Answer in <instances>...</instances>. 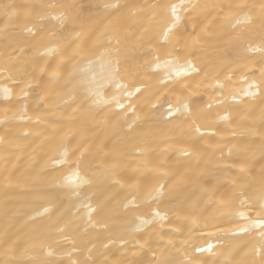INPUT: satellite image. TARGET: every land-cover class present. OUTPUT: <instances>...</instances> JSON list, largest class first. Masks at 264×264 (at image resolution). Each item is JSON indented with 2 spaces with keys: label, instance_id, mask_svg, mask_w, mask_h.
Masks as SVG:
<instances>
[{
  "label": "bare ground",
  "instance_id": "bare-ground-1",
  "mask_svg": "<svg viewBox=\"0 0 264 264\" xmlns=\"http://www.w3.org/2000/svg\"><path fill=\"white\" fill-rule=\"evenodd\" d=\"M108 2L110 0H0V3L21 6L20 16L13 18L15 22H10V18L0 12V55L6 50L12 51L11 47L6 49V43L17 38L25 25L33 27L34 24L36 28L43 27L45 30V38L39 44L41 51L45 50V45H59L60 52L66 53L65 56L38 57L39 67L35 70V78L29 77L33 80V88L39 87L46 107L43 113L36 111L32 99L36 93L29 89L26 115L33 120L39 115L45 123L34 124L17 118L23 115L19 112L20 105L15 102L19 89H15L11 101L0 98V237L7 232L17 242L18 258L29 259L24 255L28 241L36 236L41 224H49L48 217L52 216L55 206L62 205L64 220L59 227L64 228V232L61 233L56 227H49L43 239V243L51 248L54 255L48 257L45 254L42 258L56 261L57 264H71V261H75V264H128L136 259L133 252L138 249V245H134L132 241L139 240L143 244L147 240L153 247H163L171 240L179 247L181 242L187 239L190 229L195 233L196 242L209 240L215 245L214 251L220 250L216 256L208 253L198 254L203 264H219L228 253L240 264L244 259L242 249L246 250V244L250 246L252 237L243 233L234 236L228 231L244 223L238 213L248 212V209L239 201L232 202L226 209L230 218L237 223L226 224L223 233L212 228L215 235H205L201 238L199 229L204 228L206 223L211 228L213 219L224 223L225 217L220 215L217 209L223 207L219 201L227 200L228 197L219 193H227L233 187L231 181L239 179L237 174L241 165L247 166L250 163V171L257 177L261 168H264V156L260 152L264 122L260 119V107L248 109L231 100H224L227 90L221 93L218 89L213 91L201 87V94L193 97L198 103L192 107L194 112L202 110L206 114V118H201L200 122L209 131L199 138L198 150L186 157L180 154V148L186 146L189 125L150 123L154 117L146 103V94V97L137 102V114L140 119L135 128L142 141L139 145L141 150L128 148L125 154L119 157L121 163L113 175L112 163L116 157L111 151L112 133L109 125L104 122L110 118L111 110L103 103L90 108L92 101L99 99L93 96L87 104L76 101L80 110L73 112L72 108L64 103L69 98V92L65 89L63 81L59 84L52 82L51 71L61 60L67 62L77 44L85 37H90L87 55L76 57L69 68L75 65L81 77L88 81L93 78L97 82L101 81L106 76V71L97 61V56L103 49L94 47L96 41H103L107 45L108 39L111 38L113 45H108L111 47L117 38L123 41L127 37L130 46L143 32L141 25H149V21L143 18L148 10L132 16L133 9L153 2L167 4L179 3L180 0H117L118 3L129 6L117 15H112L114 10L105 11L102 8V5ZM196 2L227 5L259 3V0ZM41 4L57 5L55 9L43 11L64 12L67 16L65 23L60 25L58 21L51 19L37 22L35 17L25 18L24 13L28 11L26 6ZM218 12V9H208L196 17V32L202 43L211 39V34L219 30ZM192 30V24L188 23V31ZM76 33L82 35L77 38ZM205 48L206 50L200 53L199 67L202 72L199 79H203L207 74L208 81L213 83L212 77L224 72L230 64L232 70L246 73L250 78L253 74L257 77L260 75L262 65L258 62L259 53L250 54L257 57L256 63H233L242 52L239 46L220 43L205 45ZM121 51L124 53V47ZM129 63L130 67H134L131 61ZM244 63H249L250 66L242 67ZM48 65H51V68ZM40 69H45L46 74H42ZM157 78L158 74L152 73L144 82L155 84ZM221 80L223 81V77ZM232 83H239V77ZM111 94L105 89L103 99H108ZM213 98L224 102L213 103ZM208 103H213L212 109L207 108ZM225 115L228 116L227 121L220 119ZM134 118L132 113L128 114L129 120ZM22 131H28L29 135L21 137L19 134ZM65 140L71 143L73 149L79 144H85L93 153L86 173L88 182L81 186L79 195L70 196L61 188L57 181L61 179L62 173L47 166L48 161L59 150L61 142ZM103 143L109 145L107 154L97 152V146ZM226 163L234 166L227 168L224 166ZM6 175L12 177L10 186H7L5 181ZM162 179L167 181L166 191L170 189L172 192L170 200L161 204L162 208L166 206L168 212V218L162 222L163 227L157 222L148 225L141 232L127 231L138 223L136 216L139 213L129 211L124 206L147 207L146 192ZM37 186L43 187L46 195H32ZM214 188L218 194L209 201L208 197ZM103 203L108 207L104 213H99V206ZM90 207L97 211L90 213ZM45 208H50V211L45 213ZM248 214L252 215L250 212ZM121 235L129 240L128 244L122 247L119 243H109L110 240H119ZM104 244L109 246L105 248ZM68 252H71L70 257ZM3 258V253L0 252V259Z\"/></svg>",
  "mask_w": 264,
  "mask_h": 264
},
{
  "label": "snow or ice",
  "instance_id": "snow-or-ice-1",
  "mask_svg": "<svg viewBox=\"0 0 264 264\" xmlns=\"http://www.w3.org/2000/svg\"><path fill=\"white\" fill-rule=\"evenodd\" d=\"M26 7L28 11L24 13L25 18L35 17L37 22L51 19L63 25L67 20L64 12L43 11L57 8L58 6L55 4ZM128 7L126 4L118 3L117 0H110L102 5L105 11L114 10L112 15L120 14L123 9ZM20 8L21 6L13 3H0V12L9 17L10 22H15L13 18L20 16ZM145 9L148 11L143 18L149 21V25L148 27L141 25L144 29L143 32L131 42L130 46L127 37L123 41L117 38L114 46L111 47L108 46L113 45L111 38L108 39L107 45L103 41H96L94 47L103 49L99 52L97 61L106 71V76L101 81L97 82L95 78L88 81L81 77L75 65H72L71 69L69 68L72 60L76 57L87 55L90 37H85L77 44L67 62L61 60L51 71L52 82L59 84L63 81L65 89L69 92V98L64 103L71 107L73 112L80 110L76 101L87 104L93 96L99 99L92 101V104L89 105L90 108L103 103L111 110L110 118L104 122L109 125L112 133L111 151L116 157L112 163L113 175L116 174V169L120 166L119 157L124 155L128 148L141 150L139 145L142 141L135 128L140 119L137 114V102L146 97V94H148L146 103L154 117L152 121H149L150 123L165 125L186 123L189 125L190 132L186 146L180 148V154L186 157L198 150L199 138L209 131L200 122L201 118H206V114L202 110L194 112L192 107L198 103L193 100V97L201 94V87H207L213 91L218 89L221 93L227 90L224 100H231L248 109L260 107V119L264 122V0H259V3H229L227 5L198 3L196 0H187V2L180 0L179 3L167 4L153 2L138 6L133 9L131 15L136 16L137 12H143ZM208 9L219 10L220 28L211 34V39L202 43L196 32V17ZM188 23L192 24L191 32L188 31ZM81 35V33H76L77 38ZM5 38L7 40L6 33ZM44 38L43 27L36 28L35 24L33 27L25 25L17 38L6 43V49L11 47L12 51L6 50L3 55H0V98L11 101L15 89H19V95L16 96L15 102L20 105L19 112L23 115L17 118L34 124L45 123V121H42L39 115L34 120L26 115L28 90L33 89L36 93L32 99L38 113H43L46 107L39 87L34 89L33 80L29 79L30 76L35 78V70L39 67L38 57L66 55L65 52H60L59 45L55 47L45 45V50L41 51L39 44ZM220 43L239 46L242 49L241 54L233 63L238 61L256 63L257 57L250 54L259 53L258 62L262 65L260 75L257 77L253 74L250 78L246 73L232 70L230 64L224 72L212 77L213 83L208 81L207 74L203 79H199L202 72L199 67L200 53L206 50L205 45ZM122 47H124V53L121 51ZM138 52L142 54L137 55ZM130 61L134 67H130ZM238 66L240 65L238 64ZM249 66V63L242 65V67ZM48 67L51 68V65ZM40 71L42 74H46L45 69H40ZM152 73L158 74L155 84H146L145 79ZM221 77H223V81ZM237 77H239V83L233 84V80ZM105 89L112 93L108 99H103ZM170 97H174V99ZM224 100L213 98V103L222 104ZM213 103H208L207 108L212 109ZM129 113H132L135 118L129 120ZM220 119L227 121L228 116H222ZM19 135L25 137L29 135V132L22 131ZM108 147L107 143H103L97 146V152L107 154ZM260 152L264 156V134L260 140ZM229 154L231 155L230 149ZM92 155L93 153L85 144H79L73 149L71 143L65 140L61 142L57 153L48 161V167L62 173L61 179L57 183L70 196L79 195L81 186L88 182L86 173L89 170L88 165ZM224 166L231 168L234 165L226 163ZM251 167L250 163L247 166L241 165L240 172L237 174L239 179L231 181L233 187L227 193H219L228 197L227 200L219 201L223 207L217 209L220 215L225 217L224 223H218L213 219L211 228L206 223L204 228L199 229V236L202 238L205 235H215L212 228L223 233L226 224L237 223L230 218L226 209L232 202L239 201L242 206L248 209V212L252 213L249 215L248 212H239L240 220L244 223L228 229L234 236L243 233L252 237L250 246L246 244V250L242 249L244 259L240 264H264V168H261L257 177L250 171ZM11 179L10 175L5 176L7 186H10ZM167 187V181L162 179L159 184L147 191L145 194L147 207L144 205L134 208H128V205L124 206L129 211L139 213L136 216L138 223L127 231L141 232L148 225L157 222H160V227H163L162 222L168 218V212L166 206L162 208L161 204L169 201L172 196L170 189L166 191ZM217 194L218 191L214 188L208 197L209 201ZM32 195L41 197L46 195V192L43 187L37 186ZM153 205L155 206L153 207ZM107 207L106 203L101 204L99 213H104ZM61 208L62 205L55 206L52 216L48 217L49 224H41L36 236L28 241V247L24 250V255L29 257L27 260L18 258L17 242L5 232L0 237V252L4 256L3 259H0V264H57L56 261L42 258L45 254L48 257L54 255L51 248L43 243V239L49 227H56L61 233L64 232V228L59 227V224L64 220ZM49 211L50 208H45V213ZM92 211H97V209L90 207V213ZM132 242L134 245H138V249L133 252L136 259L128 264H203L198 254L208 253L216 256L220 251L218 249L214 251L215 245L209 240H203L202 243L196 242L195 233L191 229L187 239L182 241L179 247L171 240L163 247L159 245L153 247L147 240L143 244L139 240ZM109 243H119L123 247L129 243V240L121 235L119 240H110ZM108 246V244H104L105 248ZM67 255L70 257L71 252H68ZM71 264H75V261H71ZM219 264H237V261L231 253H228L224 259L219 261Z\"/></svg>",
  "mask_w": 264,
  "mask_h": 264
}]
</instances>
